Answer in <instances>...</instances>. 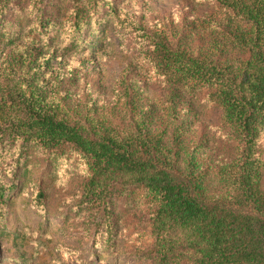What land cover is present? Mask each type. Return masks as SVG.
<instances>
[{
	"label": "trees",
	"instance_id": "16d2710c",
	"mask_svg": "<svg viewBox=\"0 0 264 264\" xmlns=\"http://www.w3.org/2000/svg\"><path fill=\"white\" fill-rule=\"evenodd\" d=\"M15 1L0 0L5 46L16 43L20 18L36 20L44 2ZM199 1L211 4V16L174 28V36L128 16L127 27L116 24L131 34L142 79L123 75L100 106L74 103L58 85L48 91L40 81L44 68L26 69L25 55L5 59L0 216L25 174L28 149L45 156L68 144L84 170L68 202L94 229L97 247L114 240L117 198L126 197L136 210L149 206L138 232L147 264H264V0ZM76 7L59 43L87 51L80 35L86 22L99 20L87 21ZM9 11L12 20L4 18ZM30 26L42 40L48 29ZM125 36L120 32V40ZM149 82L160 83L161 94L144 100ZM208 106L217 111V126L198 133ZM44 198L38 190L32 201L42 205Z\"/></svg>",
	"mask_w": 264,
	"mask_h": 264
},
{
	"label": "rangeland",
	"instance_id": "374dc122",
	"mask_svg": "<svg viewBox=\"0 0 264 264\" xmlns=\"http://www.w3.org/2000/svg\"><path fill=\"white\" fill-rule=\"evenodd\" d=\"M25 2L16 0L14 5ZM75 5L87 21L92 16L99 20L95 26L86 22L80 35L87 51L78 52L71 43H59L65 23L73 20ZM212 13L211 4L199 0H44L36 20L20 18L13 46L0 43V71L5 69V59L18 60L25 55L29 57L23 65L26 69L44 68L40 81L47 83L48 91L58 85L68 100L100 106L111 100L113 88L123 75L142 79L132 60L136 51L131 34L115 29L116 24L121 29L128 26L124 17L148 31L164 29L174 36V28L190 27ZM10 14L4 18L12 20ZM32 23L48 29L42 40L35 29L30 32ZM120 32L126 35L124 40H120ZM161 88L158 82L147 83L143 99L157 98ZM216 126L217 111L208 106L200 117L198 133L211 132ZM27 155L25 174L0 216V264H147L143 257L146 245L138 232L148 205L142 206L143 211L136 210L127 204L126 197L117 198L114 212L121 218L117 234L109 246L97 247L94 229L76 216L74 200L68 202L84 179L79 151L64 144L49 148L45 156L32 148ZM38 190L45 192L42 205L32 201Z\"/></svg>",
	"mask_w": 264,
	"mask_h": 264
}]
</instances>
